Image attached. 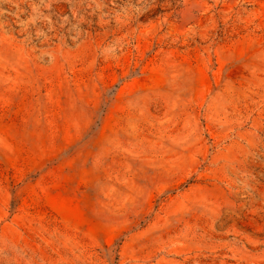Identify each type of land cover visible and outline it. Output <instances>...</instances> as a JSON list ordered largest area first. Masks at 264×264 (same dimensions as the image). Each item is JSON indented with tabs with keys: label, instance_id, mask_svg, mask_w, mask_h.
Wrapping results in <instances>:
<instances>
[{
	"label": "rangeland",
	"instance_id": "obj_1",
	"mask_svg": "<svg viewBox=\"0 0 264 264\" xmlns=\"http://www.w3.org/2000/svg\"><path fill=\"white\" fill-rule=\"evenodd\" d=\"M0 264H264V0H0Z\"/></svg>",
	"mask_w": 264,
	"mask_h": 264
}]
</instances>
